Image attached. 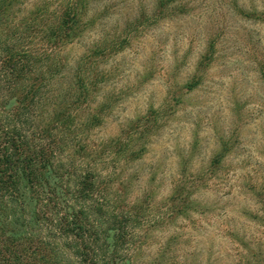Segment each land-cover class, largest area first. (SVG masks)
<instances>
[{"label":"rangeland","instance_id":"374dc122","mask_svg":"<svg viewBox=\"0 0 264 264\" xmlns=\"http://www.w3.org/2000/svg\"><path fill=\"white\" fill-rule=\"evenodd\" d=\"M6 1L12 7L3 16L0 35L18 46L25 14L35 5L54 7L60 0ZM155 11L156 0H91L89 16L95 24L65 50L70 66L57 84L66 88L72 82L78 61L91 47L128 39L120 52L98 58L100 70L107 73L99 101L110 102L111 108L92 140L116 136L151 108L164 112L148 152L130 167L129 173L138 175L129 188L131 200L150 191L152 204H162L176 179L201 175L223 152V144L228 148L222 167L197 193V201L210 210L201 214L202 207L191 218L180 217L155 232L137 264L150 263L174 233L181 236L172 245L170 264L191 259V251L205 262L220 256L219 264H233L237 242L227 231L264 242L259 220L264 211V0H177L168 12L158 11L155 17ZM28 46L40 47L36 41ZM5 85L0 71V103ZM5 218L0 211V220ZM8 227L1 241H16L12 252L21 255L23 264H39V255L31 251L44 238L29 229V238L21 242ZM27 248L31 250L24 252ZM10 251L0 246V264H18Z\"/></svg>","mask_w":264,"mask_h":264},{"label":"trees","instance_id":"16d2710c","mask_svg":"<svg viewBox=\"0 0 264 264\" xmlns=\"http://www.w3.org/2000/svg\"><path fill=\"white\" fill-rule=\"evenodd\" d=\"M176 1L156 0L153 16L168 12ZM90 2L35 5L22 19L18 46L0 35V71L6 83L0 103V211L6 217L0 220V246L10 248L18 264L23 262L21 255L12 252L16 241H1L8 226L21 242L29 238V229L44 238L31 251L39 255V264H137L155 232L180 217L191 218L202 207L201 214L210 210L197 201V193L222 167L228 149L223 144V152L201 175L183 174L176 179L172 194L162 204H152L150 191L131 200L129 188L138 175L129 173L130 167L144 158L165 115L161 108H151L116 136L93 142L111 108L110 102L99 101L107 73L100 70L98 58L120 52L128 39L91 47L78 61L72 82L60 87L57 81L70 66L65 50L95 24L89 16ZM11 7V1L0 0V25ZM35 41L40 47L31 50L28 44ZM262 212L259 220L264 230ZM227 234L237 242L233 264H264V242L244 239L237 231ZM180 236L174 233L148 264H170L172 245L177 246ZM192 252L191 259L185 257L180 264L222 262L220 256L205 262Z\"/></svg>","mask_w":264,"mask_h":264}]
</instances>
